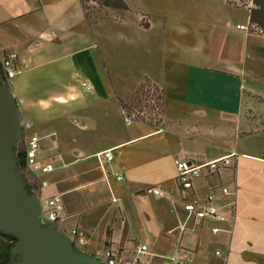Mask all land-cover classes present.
<instances>
[{
    "label": "crops",
    "instance_id": "crops-1",
    "mask_svg": "<svg viewBox=\"0 0 264 264\" xmlns=\"http://www.w3.org/2000/svg\"><path fill=\"white\" fill-rule=\"evenodd\" d=\"M84 1L0 0V61L17 54L22 173L44 206L71 196L55 226L81 228L86 252L113 247L126 262L264 264V33L252 28L253 0H124L102 14ZM144 85L162 93L160 108L148 102L126 123L121 110ZM231 153L234 166L179 184L177 160ZM208 196L224 222L184 208Z\"/></svg>",
    "mask_w": 264,
    "mask_h": 264
},
{
    "label": "water",
    "instance_id": "water-1",
    "mask_svg": "<svg viewBox=\"0 0 264 264\" xmlns=\"http://www.w3.org/2000/svg\"><path fill=\"white\" fill-rule=\"evenodd\" d=\"M23 129L19 104L0 68V231L18 241L11 264H105L63 230L43 220L39 195L27 185L17 155Z\"/></svg>",
    "mask_w": 264,
    "mask_h": 264
},
{
    "label": "built area",
    "instance_id": "built-area-1",
    "mask_svg": "<svg viewBox=\"0 0 264 264\" xmlns=\"http://www.w3.org/2000/svg\"><path fill=\"white\" fill-rule=\"evenodd\" d=\"M242 29H249L247 26L242 25ZM17 54L15 51H11L6 53L0 61V68L2 72V76L4 79L10 84L11 80L16 74L17 71ZM123 119L126 123H130L134 119L140 118L144 113L140 112V110L132 107L124 106L121 110ZM40 138L37 135H33L30 137L27 143V147L25 150V161L29 166H35L37 164V149L39 147ZM104 156L107 159H111L112 152L110 150L104 153ZM235 156L234 153L227 154L220 158L210 160L205 163L197 164L188 160H177L176 168H177V180L183 189H189L192 187L193 180L200 175L202 169L204 167L208 168L211 171L219 170L222 167H230L234 166V162L232 158ZM53 169L52 164H47L42 167L44 172L50 171ZM119 179L122 177L119 176ZM223 191L226 192L227 188L223 187ZM148 192L163 195V190L150 187L148 188ZM212 196H208L204 201H199V198H195L190 201L184 202V208L189 212L193 213L197 219L201 218H212L217 220L218 222H224L226 220V216L222 214L218 208L212 203ZM45 212L43 207V220L45 223L53 224L57 222L60 217V212L63 211L64 205L62 196L60 194H54L46 200ZM181 229L184 230L185 226L182 225ZM219 229L217 227L212 228L213 232H217ZM76 243L85 244L87 239V234L84 230L79 227H75L71 229L69 232H66ZM147 249L146 245H142L140 247V251H144ZM216 254L220 255L221 252L219 250L216 251ZM102 262L105 264H138L137 262H126L122 260L119 256V252L113 247H106L101 253L96 255ZM183 264H191V263H183Z\"/></svg>",
    "mask_w": 264,
    "mask_h": 264
},
{
    "label": "trees",
    "instance_id": "trees-1",
    "mask_svg": "<svg viewBox=\"0 0 264 264\" xmlns=\"http://www.w3.org/2000/svg\"><path fill=\"white\" fill-rule=\"evenodd\" d=\"M253 2H254L255 6L251 9V12H250V21L252 22L251 23L252 28L256 31H260V32L264 33V0H253ZM103 4L107 7L113 8V9H124V8H126V4H125L124 0H104ZM84 7H85V9H87L85 4H84ZM141 94L143 97L140 96L141 98H139V100L140 99H142V101L145 100L146 105H149L146 103V101H149L152 108H156V109L160 108L159 96L155 97L153 94H160V96H161L162 93H160L156 87L153 88L152 91L147 89V93H145V90L142 89ZM137 99H138V97H137ZM19 154H20L19 151H17V155H18V158L20 160ZM26 183H27V180H26ZM27 185L29 186L28 183H27Z\"/></svg>",
    "mask_w": 264,
    "mask_h": 264
},
{
    "label": "rangeland",
    "instance_id": "rangeland-1",
    "mask_svg": "<svg viewBox=\"0 0 264 264\" xmlns=\"http://www.w3.org/2000/svg\"><path fill=\"white\" fill-rule=\"evenodd\" d=\"M103 1L104 0H85V2H84V4H85V6H86V11L88 12V14H90L91 12H92V14L94 13V14H102L101 12L103 11V10H105V9H107V6H105L104 4H103ZM189 2H193V0H189ZM255 6V5H254ZM253 6V7H254ZM109 8V7H108ZM111 9H113V8H111ZM227 10V9H226ZM240 12V11H239ZM142 89H144L145 90V93H147V89L145 88V85H144V88L142 87L139 91H138V93H137V95H136V101H134V106H132V107H134V108H136V109H138V110H140V112H143V110H144V108H145V106H146V104H145V100H143L142 101V99H140L139 100V98H141L140 96H142V94H141V90ZM137 97H138V99H137ZM143 97V96H142ZM148 102L149 101H146V103L148 104ZM22 140H23V131L21 132V136H20V139H19V141H18V144H17V151H20V150H22L23 149V142H22ZM28 176V174H23V177L25 178V180H26V177ZM27 183L30 185V182H28L27 181ZM53 196V195H52ZM62 198H63V201H65L67 198H70L71 199V196L70 195H65V196H62ZM44 199H45V197L44 196H42V204H43V206L45 205V201H44ZM102 206H104L103 207V209L104 208H107V207H109L110 206V208L112 207V206H114L113 204L111 205L110 204V202H105V203H103V205ZM45 207V206H44ZM89 206L87 205L86 206V208H84V210H86L85 212H86V214H90V213H93V212H97L98 214H101L103 211H101V208H97V209H94L93 211L91 210L89 213H87L88 211H89ZM46 210H45V208H44V212H45ZM84 212V213H85ZM134 229L136 230V235H140V233H139V229H140V227H134ZM139 238H140V236H139ZM81 247H83L84 249L86 248V246L84 245V244H79Z\"/></svg>",
    "mask_w": 264,
    "mask_h": 264
},
{
    "label": "flooded vegetation",
    "instance_id": "flooded-vegetation-1",
    "mask_svg": "<svg viewBox=\"0 0 264 264\" xmlns=\"http://www.w3.org/2000/svg\"><path fill=\"white\" fill-rule=\"evenodd\" d=\"M18 241V238L3 231H0V264H11L12 261H17L20 256H12V246ZM82 250L83 247L78 245ZM85 251V250H84Z\"/></svg>",
    "mask_w": 264,
    "mask_h": 264
}]
</instances>
